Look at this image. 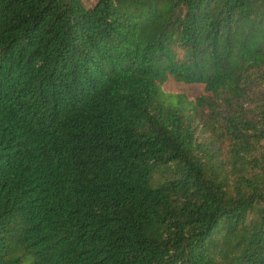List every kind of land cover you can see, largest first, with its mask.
Segmentation results:
<instances>
[{
    "label": "trees",
    "instance_id": "1",
    "mask_svg": "<svg viewBox=\"0 0 264 264\" xmlns=\"http://www.w3.org/2000/svg\"><path fill=\"white\" fill-rule=\"evenodd\" d=\"M27 255L264 264V0H0V264Z\"/></svg>",
    "mask_w": 264,
    "mask_h": 264
},
{
    "label": "rangeland",
    "instance_id": "2",
    "mask_svg": "<svg viewBox=\"0 0 264 264\" xmlns=\"http://www.w3.org/2000/svg\"><path fill=\"white\" fill-rule=\"evenodd\" d=\"M164 89L166 92L186 95L189 99H197L208 95L202 85L180 84L172 78L164 84ZM164 179L163 175L156 173L153 178L152 187L157 188L164 181ZM23 264H34L33 255H27Z\"/></svg>",
    "mask_w": 264,
    "mask_h": 264
}]
</instances>
